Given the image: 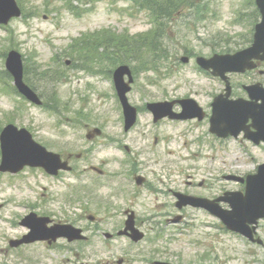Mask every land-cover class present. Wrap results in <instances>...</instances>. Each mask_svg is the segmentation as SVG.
<instances>
[{
	"label": "rangeland",
	"instance_id": "374dc122",
	"mask_svg": "<svg viewBox=\"0 0 264 264\" xmlns=\"http://www.w3.org/2000/svg\"><path fill=\"white\" fill-rule=\"evenodd\" d=\"M18 2L22 17L0 27V76L6 80L5 85H0V132L9 123L26 127L49 149L65 157L72 154L74 169L59 178L26 168L22 174L12 176L18 180L0 177V203L6 202L0 214V264L38 263L33 258L27 260L31 250H12L8 244L24 232L19 224V216L24 214L21 203L37 194L44 195L42 210H59L71 217L82 210L115 214L133 210L139 218L149 219L144 227L149 232L148 240H152L148 246H168L171 259L179 264H264V247L249 243L242 236L204 226L207 221H219L205 214L188 220L196 228L177 225L175 230L166 232L164 224L169 214L173 220L181 211L173 194L164 189L206 196L243 189L242 184L225 177L254 172L264 162V148L243 137L220 142L210 133L208 119L155 124L151 114L140 109L138 126L125 138L123 110L113 82V72L120 63L113 65L112 60L118 57H107V45L98 46L102 41L93 42L92 36L100 29L114 36L153 34L151 12L134 8L131 0ZM247 2L188 0L182 16L162 20L165 33L169 28L172 39L165 36L164 56L156 65H150L146 58L153 36L145 38L142 53L135 56L139 63L132 65L140 72L132 69L135 82L129 93L131 104L140 108L149 101L193 97L207 107L224 86L203 76L196 57L248 45L254 20L243 18L242 24L236 23L238 13L246 12ZM188 12L186 21L183 13ZM10 50L22 54L26 77L42 96L43 105H35L13 90V79L4 73ZM182 56H189L190 62L183 63ZM66 60H71L69 66ZM84 65L91 71L78 67ZM232 81L235 93L245 94L243 84L264 81V75H235ZM94 127H101L103 134L97 140H88L86 134ZM124 142L132 155L117 149ZM131 157L134 165H130ZM122 161H128L135 171L142 170L149 186L140 188L134 177L122 176L124 169L130 168ZM92 165L103 169L104 177L92 172ZM203 181L204 185H199ZM187 209L191 214L192 210ZM153 217H157L156 224L151 223ZM157 225H162V233ZM170 234H174V240L169 246L161 241L163 236L171 238ZM157 237L160 241L155 240ZM129 245L125 239L114 240L108 246L102 242L87 244L82 248L86 254L75 259L59 244V255L47 251L52 259L45 264H117L122 257L138 255L137 247Z\"/></svg>",
	"mask_w": 264,
	"mask_h": 264
},
{
	"label": "flooded vegetation",
	"instance_id": "af4514ba",
	"mask_svg": "<svg viewBox=\"0 0 264 264\" xmlns=\"http://www.w3.org/2000/svg\"><path fill=\"white\" fill-rule=\"evenodd\" d=\"M178 111L180 109L176 108ZM124 148H127V145H124ZM125 166V164H124ZM128 166V165H127ZM130 166V165H129ZM28 170H39L42 173H44L46 176L47 173L41 169V168H27ZM131 166L127 170L124 169V172L122 176H143V182L140 187H148L149 186V179L147 178V175L145 173H142V170L139 171V173H135ZM100 174L105 175L101 170ZM22 172L19 173H5V175L9 178H11L13 181L18 180L12 176H17L22 174ZM49 177V176H48ZM51 177V176H50ZM59 177V175L57 176ZM13 186H15L13 184ZM43 189H46L43 187ZM172 191V190H168ZM173 196H176L175 190L172 191ZM210 198H215L214 195L207 196ZM30 202H33L35 204H29ZM44 195H34L32 199L23 201L21 206L24 208V214L20 215V221L19 224L24 229V232L21 234V236L16 237L17 239L27 235L32 226H43L45 228H51L56 225L62 224V223H71L72 225L76 226L77 228H80L83 231L84 238L77 239L75 241H69L66 238H58L56 240L50 239H43V240H34L33 242L27 243L25 245H22L17 248H12V250H31V254L28 255V259L30 258L36 259L37 264H45L48 259H52V257L47 253L48 252H55L59 255V244H61L62 249H66L68 254H74L73 257L75 259L81 258L83 254H86L83 251V246L85 245H95L97 242H102L103 245L108 246L111 244L112 241L117 239H125L129 240L130 245L137 247L136 249L139 251L138 257L133 255L131 257H128L127 259L122 258L119 263L120 264H165V263H172L176 264L177 262L173 261L171 259V251L168 248V246H162L159 248V245H153V247H149L148 245L152 243L151 240H148V231L144 228L146 226V221L142 217L139 218L136 215V212L133 216V225L136 229H138L141 233H143V238L135 242L130 238L129 233H122L123 230L126 227V222L128 218V212L127 210L124 212H120L118 214H115L111 211H87L82 210L76 213H73L75 217L69 216L67 213L59 212V210H50L45 211L42 210L41 207H44ZM3 207V205H2ZM186 209V208H183ZM198 211H202L205 214L210 213L201 208H194ZM169 214V213H168ZM171 215L169 214L170 218V224H171ZM157 217H153L151 223H155V219ZM169 218L164 224L166 227L169 225ZM184 218V215H182V219ZM41 219V220H40ZM173 222V221H172ZM174 223V222H173ZM160 227V226H158ZM162 231V229H160ZM264 232V223H259L256 228V236L258 237L259 233L263 234ZM104 237L102 239V237ZM140 236V235H139ZM171 240V238H170ZM145 242V244H143ZM158 243V242H156ZM161 246V245H160ZM170 246V243H169ZM164 247V248H163Z\"/></svg>",
	"mask_w": 264,
	"mask_h": 264
},
{
	"label": "water",
	"instance_id": "95a60500",
	"mask_svg": "<svg viewBox=\"0 0 264 264\" xmlns=\"http://www.w3.org/2000/svg\"><path fill=\"white\" fill-rule=\"evenodd\" d=\"M6 5H8L9 12L6 15H2L0 12V21L7 22L8 19L14 15H19V10L16 7L14 0H5ZM123 69L126 71L127 68H123L117 70L116 76V83L119 90V94L121 100L123 102L125 108V114L127 118V127H129L134 121L136 117L135 108L131 107L127 101L125 96L126 92L129 90L127 84H124L121 80L123 76L122 72ZM21 67L17 66L14 69V73L16 75L17 85L19 86L21 91H25L29 94L27 87H25L21 83ZM164 105H168L165 103L159 104H152L150 108L154 110L155 115H157L156 108L161 107V109L165 108ZM256 108L257 105H254ZM250 104H243L241 106L232 108V110L224 113V107L221 105L217 106L215 109V118H212V131H218L219 127L223 124L224 127H230L235 130L233 132L235 135L239 133V131L244 127V122H246L249 115L252 114L255 107ZM16 127L13 125H9L6 127L2 134V149H3V163L6 164L5 167H12L13 169H17L22 166V163H32L30 161V152L28 150L34 151V154H37V151L33 148L34 144L30 140V135L25 130L13 132ZM241 128V129H240ZM26 132V133H25ZM36 164L44 165L49 169H54L56 166L59 168H66V164L62 163L57 160H53L52 162L49 161H39L34 160ZM6 169V168H3ZM11 169V170H13ZM257 180L262 181V183H257L253 189L251 190L252 182H250L247 194L245 196H240V193H233V198L225 199L229 201L232 206L233 210L230 212L227 211H220L219 209L215 208L214 211L218 213L219 216L222 217L225 224L236 231H241L242 233L249 234L247 228L245 227L248 221H251L254 215H259V212H264V166L261 167L260 174L255 177ZM255 190H259V192H255ZM260 196L262 198H260ZM191 203H196L198 199L191 198ZM254 205H260L258 207H254ZM220 211V212H219ZM69 235L67 232H61L59 229V236H66Z\"/></svg>",
	"mask_w": 264,
	"mask_h": 264
},
{
	"label": "trees",
	"instance_id": "16d2710c",
	"mask_svg": "<svg viewBox=\"0 0 264 264\" xmlns=\"http://www.w3.org/2000/svg\"><path fill=\"white\" fill-rule=\"evenodd\" d=\"M167 2L168 3H176L177 2V0H167ZM175 9V8H174ZM156 10H157V8H156ZM160 10V11H159ZM159 12L160 13H162V14H166V16L168 15V13L169 12H167L168 10H166V8L165 7H162V6H160L159 7ZM159 14V13H158ZM112 38V36H107L106 38H103V41H107V43H108V45L109 46H113L112 48H114V49H116L117 48V50H124V48H126V50H127V52H128V58H130V54H133V50H135L136 49V47H135V45H133V44H131V42H129V41H126L127 40V38H125V39H118V43H115V44H112V42H109V40ZM95 41H98V39H94L93 38V42H95ZM116 47V48H115Z\"/></svg>",
	"mask_w": 264,
	"mask_h": 264
}]
</instances>
